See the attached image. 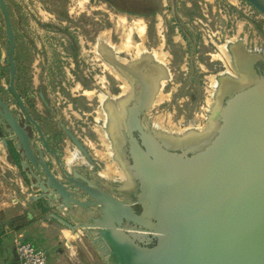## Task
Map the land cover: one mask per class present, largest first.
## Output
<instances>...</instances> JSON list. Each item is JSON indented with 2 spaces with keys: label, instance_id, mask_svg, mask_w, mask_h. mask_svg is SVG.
I'll return each mask as SVG.
<instances>
[{
  "label": "flooded vegetation",
  "instance_id": "obj_1",
  "mask_svg": "<svg viewBox=\"0 0 264 264\" xmlns=\"http://www.w3.org/2000/svg\"><path fill=\"white\" fill-rule=\"evenodd\" d=\"M57 2L49 12L40 8V14L45 12L47 16L46 19L37 17L36 25L33 26L31 21L21 22L19 32L12 24L9 11L15 35L14 74L9 57L11 41L4 21V42L0 48V99L9 106L28 140V145L21 143L19 153L22 156L9 141L11 154L7 153V156L20 167L26 185L30 184L26 171L31 166L28 154L31 152L41 168L45 164L60 182L69 183L68 176L87 178L117 197L132 202L139 191L137 179L127 177L126 173V164L131 162L129 137L133 104L141 106L137 117L132 120V132L136 138L142 141L139 129L142 127L157 136L168 137L179 150L189 141L213 138L220 106L240 88L252 83L253 72L258 75L264 68L262 52L249 49L242 39L234 36L221 38L222 30H211V34H207L209 39H206L201 32L204 28H199L189 41V36L183 35L186 43L181 46L175 44L173 35V32H179L181 23L174 19L170 20V29L167 30L170 35L166 33L165 39L158 29L159 11L152 8L148 19H144L147 23L145 33L142 35L136 31L133 36L132 51H117L113 43L99 42L100 35L92 41L90 21L73 14L70 0ZM196 16H188L187 24L195 26L198 23L194 19ZM199 21L205 24L202 19ZM167 39L175 42L174 45H169ZM220 40H224L222 44L218 43ZM192 43L198 50L196 55L191 52L193 57L203 59L204 54L208 56L205 62L209 75L198 71L202 88L200 100L199 95L190 93L189 104L195 108L187 112L184 105L179 104L186 113L179 117L178 111L174 115L169 112L173 93L171 84L179 85L177 80L185 74L183 60L189 56ZM205 44L210 49L203 53L201 49ZM220 46H225L229 53V67L217 57L218 53H214L221 51ZM157 54L163 58H157ZM215 56L221 63L215 62ZM203 75L209 77L210 82L213 79V85L208 84L211 89H205L211 96L210 102L208 97L207 101L203 99V83H207ZM161 95L163 98L159 100ZM201 109H205L203 120ZM169 117L190 125L172 128V118L170 122ZM12 135V131L0 126V137ZM101 151L107 160L116 162L119 169L105 173L106 159ZM134 207L140 210L139 205Z\"/></svg>",
  "mask_w": 264,
  "mask_h": 264
},
{
  "label": "water",
  "instance_id": "obj_2",
  "mask_svg": "<svg viewBox=\"0 0 264 264\" xmlns=\"http://www.w3.org/2000/svg\"><path fill=\"white\" fill-rule=\"evenodd\" d=\"M245 1L264 16V0ZM0 9L14 74L15 35L5 0ZM252 74V83L220 106L215 136L179 150L142 127L140 142L132 120L141 106L133 104L126 173L139 182L134 201L87 178L60 182L31 152L30 184L24 186L35 193L27 201L73 233L82 232L105 264H264V68ZM0 126L13 132L0 137L8 154L9 141L18 153L22 142L28 145L1 99Z\"/></svg>",
  "mask_w": 264,
  "mask_h": 264
},
{
  "label": "rangeland",
  "instance_id": "obj_3",
  "mask_svg": "<svg viewBox=\"0 0 264 264\" xmlns=\"http://www.w3.org/2000/svg\"><path fill=\"white\" fill-rule=\"evenodd\" d=\"M5 2L11 13L12 24L15 29L18 30V32L21 29V22L23 21H31L34 26L38 22L37 17H39L40 19H46L47 14H45L44 12L42 13L43 15H41L40 8L42 9V11L48 10L49 12V10L54 9L52 5H56L58 3L57 0H5ZM70 3L72 11L74 12L73 14L80 17L82 20L90 21L93 42L94 38L97 35H100L101 37L99 38V42L104 39L103 37H106V42H108L109 44L113 43L112 45L114 47L121 45L125 41V34L128 33V27L126 25L129 24V22L133 23L135 20H138L144 23L146 26L147 23L145 20L148 19L149 11L152 8L159 11L160 21H158V29L161 30L160 33L161 35H164L165 39L167 38V30L170 29V20L178 19L180 21L182 26L180 25L178 27L179 32H173V35H175L174 40L176 42L174 43L177 45H185L186 41L183 42V35L186 34L187 37L189 36L187 39V41H189L190 36H193L194 33H196L195 30L199 28L200 30L201 28H204L203 30H201V32L206 39H209L207 38V34H211V30L215 31L218 29L222 30V33H220V36H222L221 38H223L224 36L227 39L234 36L235 39H242L246 47H248L249 49H257L264 55V16L245 0H70ZM159 4H161V6H159ZM192 4H194V7L192 6ZM42 5H44L45 7H43ZM49 5H51L52 7H50ZM191 14L197 15L196 17H194V19L198 21L195 26L194 24H187V21L190 20L188 16H190ZM203 14H208L209 16L205 17ZM185 17H188V19H186ZM199 19H202L205 24H202ZM207 19H209L210 21H207ZM120 20H122V22ZM3 31L4 17L0 9V48L3 47L4 42ZM135 31V29H132L129 37L132 43V48L130 50H127L130 52L133 49V36L135 34ZM191 31H193V33ZM167 34H169V32ZM18 36H20V34H18ZM223 41L224 40H220L218 43L222 44ZM162 42L163 44H165L164 39L162 40ZM168 43H170L169 45H174V43L170 42L169 40ZM189 48V56L185 57V59L183 60V67L186 69L183 71L185 74H183L181 79L177 80V83H179V85L171 84V86H173V93L170 102L172 106L169 112L171 113V115H174L175 111H178L179 117L184 112L182 108L179 107V104H183L187 112H189L190 108H195V106L189 104V101L191 100L190 93L199 95L198 100H200V91H202V88L198 79V71L202 70L204 75H209V68H207L205 62L208 56L204 54L203 56L205 58L196 59L195 57H193L198 51L195 49V43L189 45ZM209 49V45L205 44L204 46H202L201 51L204 53ZM220 49L222 52L214 51V53H218L217 57L222 58L227 64L228 59H226L227 54H225L224 46H220ZM123 50L126 51L124 47ZM191 52H193L194 55H191ZM217 57L215 56V62L221 63ZM109 65L108 67L110 68L111 65ZM227 65L229 67V64ZM221 68L222 67H220V69ZM208 79L209 77L205 78V81H207V83H203V85L205 86V88L203 87V99L207 101L208 97V101L210 102L211 96H209V94L205 92V89L206 87L207 89H211L209 88L208 84L213 85V79L211 78V82L210 79ZM174 99H176L177 102ZM203 99L200 102L201 104L203 102ZM205 105L206 104L204 103V107ZM201 111L203 112V118H201L203 120L204 116H206L205 109H201ZM185 114L186 113L184 112V115ZM188 115H191V113H188ZM171 118L172 128L186 127L190 125V123L188 122H178L175 119L173 121V117ZM171 118L169 117L170 122ZM101 152L102 157L105 158L106 154L104 153V151ZM108 154L110 155V153ZM107 158H105L106 164L104 169L105 173L108 172L110 174L111 172L115 171V168L119 169V166L116 162L107 160ZM1 162L2 159L0 158V163ZM5 164L8 165L7 162L4 161V165ZM17 168L12 169L8 166V173H2V176L0 177V202L3 201V199L7 198L11 200V193L13 192L12 190L16 188L19 183L23 184V175L21 174V170L18 165ZM112 174L113 176L115 175V173ZM3 187L9 188L7 193L3 191ZM18 195L21 194L18 193ZM4 224L5 222L2 218H0L1 240L2 236L6 235L5 229L2 232ZM54 231L56 234L61 233L59 230V226H55ZM68 236L72 237L69 233Z\"/></svg>",
  "mask_w": 264,
  "mask_h": 264
},
{
  "label": "crops",
  "instance_id": "obj_4",
  "mask_svg": "<svg viewBox=\"0 0 264 264\" xmlns=\"http://www.w3.org/2000/svg\"><path fill=\"white\" fill-rule=\"evenodd\" d=\"M0 158V177L2 173H8V166L17 168L10 163L1 143ZM4 161L8 165H4ZM26 189L24 182L19 183L12 190L11 200L7 198L0 202V218L5 222L2 232L4 229L6 232L0 243V264H20L13 244L15 237L33 242L46 250L49 255L48 264H105L82 232L73 233L56 219L49 218L47 212H41L36 203L27 201L35 191L27 192ZM8 190L3 187L5 193ZM55 226H59L61 233H55Z\"/></svg>",
  "mask_w": 264,
  "mask_h": 264
},
{
  "label": "built area",
  "instance_id": "obj_5",
  "mask_svg": "<svg viewBox=\"0 0 264 264\" xmlns=\"http://www.w3.org/2000/svg\"><path fill=\"white\" fill-rule=\"evenodd\" d=\"M14 245L20 264H48L49 255L46 250L36 246L33 242L15 237Z\"/></svg>",
  "mask_w": 264,
  "mask_h": 264
},
{
  "label": "bare ground",
  "instance_id": "obj_6",
  "mask_svg": "<svg viewBox=\"0 0 264 264\" xmlns=\"http://www.w3.org/2000/svg\"><path fill=\"white\" fill-rule=\"evenodd\" d=\"M121 22H122V20H120ZM144 21V20H143ZM124 23V22H123ZM127 24V23H126ZM128 28V33H126L125 34V41L121 44V45H119V46H116V47H114L117 51H121V50H123V47L125 48V50L126 51H128V50H130L131 48H132V43H131V41H130V34H131V32H132V29L134 30H136L137 32H139L140 34H144L145 33V29H146V26H145V24L144 23H142L141 21H138V20H135L133 23H130L129 22V24H127L126 25ZM135 31V32H136ZM127 32V31H126ZM132 36V35H131ZM104 39L102 40L104 43H106V41H107V38L106 37H103ZM132 38V37H131ZM138 46V45H137ZM142 46V45H141ZM138 48V47H137ZM226 47L224 46V50H225V54H227V59L229 58V56H228V52H227V50L225 49ZM128 49V50H127ZM158 55V54H157ZM156 55V56H157ZM164 55V54H163ZM157 58H160V59H162L163 58V56L161 55V56H157ZM165 58V57H164ZM231 60V59H230ZM109 65V64H108ZM107 65V66H108ZM110 66V65H109ZM110 68H112V66H110ZM115 74H117L116 72H115ZM118 76H120L119 74H117ZM163 87V86H162ZM157 96V95H156ZM163 98V95H161V96H159V100H161ZM158 100V101H159ZM158 127V126H157ZM111 146V145H110ZM77 156V155H76ZM85 164V163H84ZM119 164V163H118ZM124 173V172H123ZM123 179H125V178H123Z\"/></svg>",
  "mask_w": 264,
  "mask_h": 264
}]
</instances>
